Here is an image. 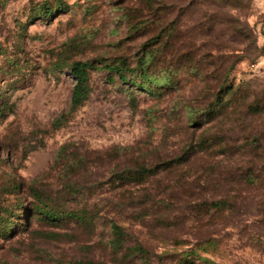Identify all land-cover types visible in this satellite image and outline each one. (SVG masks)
I'll return each instance as SVG.
<instances>
[{
  "label": "rangeland",
  "instance_id": "1",
  "mask_svg": "<svg viewBox=\"0 0 264 264\" xmlns=\"http://www.w3.org/2000/svg\"><path fill=\"white\" fill-rule=\"evenodd\" d=\"M45 1L0 0V264H141L109 220L151 264H264V0Z\"/></svg>",
  "mask_w": 264,
  "mask_h": 264
},
{
  "label": "trees",
  "instance_id": "2",
  "mask_svg": "<svg viewBox=\"0 0 264 264\" xmlns=\"http://www.w3.org/2000/svg\"><path fill=\"white\" fill-rule=\"evenodd\" d=\"M143 15L146 12L145 15L154 12L155 14L160 11L161 8H159L157 5L155 8L149 4V2H144ZM63 2L62 0H55L53 5L51 6L48 2H43L41 4V7L38 9L35 8L36 12H40L43 16H50L53 14L54 10L56 8H62ZM36 17V16H35ZM160 39V37H158ZM123 62V61H122ZM90 64L88 62H82V61H76L71 66V72L75 77V84L72 90L71 98H70V108H74L79 102H81L84 99V96L86 95V81H87V74L85 72L86 68H90ZM105 67L108 70L114 71L120 80L124 81L127 79V74L125 70L133 72V68H128L125 64H106ZM163 168H166L164 166ZM159 170V166H144L143 164L137 166L134 170H123L119 174H117L118 180L122 184H127L129 182L133 183H141L146 179V175H153ZM36 199L40 198V195L37 194L35 196ZM39 213L42 214L43 218L50 221H59L61 218L65 219H74L75 221L85 224H92L95 220V216L93 212H89L87 210H67V209H53V208H41L36 207ZM217 209H224V207H221V202L219 201ZM218 211V210H217ZM109 239H108V248L111 251L112 255H116L118 253L122 254L121 257L123 260L128 259L129 257H137L140 259L141 264H151V256L149 252L140 244L136 243L134 245H130L128 242L129 234L125 230L123 226L116 223L113 220H109ZM6 235L5 233L3 234ZM166 254H161V256H158L159 258L164 257Z\"/></svg>",
  "mask_w": 264,
  "mask_h": 264
}]
</instances>
